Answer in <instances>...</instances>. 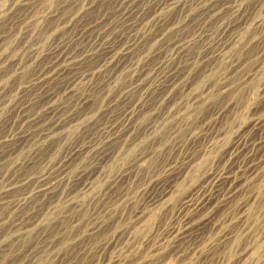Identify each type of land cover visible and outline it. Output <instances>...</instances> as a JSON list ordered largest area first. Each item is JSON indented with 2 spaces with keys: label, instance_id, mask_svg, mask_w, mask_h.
<instances>
[{
  "label": "rangeland",
  "instance_id": "obj_1",
  "mask_svg": "<svg viewBox=\"0 0 264 264\" xmlns=\"http://www.w3.org/2000/svg\"><path fill=\"white\" fill-rule=\"evenodd\" d=\"M0 264H264V0H0Z\"/></svg>",
  "mask_w": 264,
  "mask_h": 264
}]
</instances>
